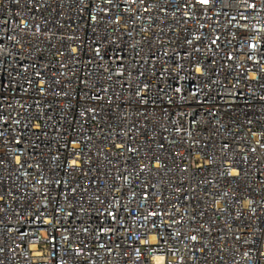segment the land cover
Here are the masks:
<instances>
[{
  "label": "built area",
  "instance_id": "obj_1",
  "mask_svg": "<svg viewBox=\"0 0 264 264\" xmlns=\"http://www.w3.org/2000/svg\"><path fill=\"white\" fill-rule=\"evenodd\" d=\"M0 264H264V0H0Z\"/></svg>",
  "mask_w": 264,
  "mask_h": 264
},
{
  "label": "snow or ice",
  "instance_id": "obj_2",
  "mask_svg": "<svg viewBox=\"0 0 264 264\" xmlns=\"http://www.w3.org/2000/svg\"><path fill=\"white\" fill-rule=\"evenodd\" d=\"M201 2H202L203 4H208V3H209V0H201ZM252 7H255V5H252ZM252 47L255 48L256 45H252ZM153 215H154V213H153Z\"/></svg>",
  "mask_w": 264,
  "mask_h": 264
}]
</instances>
